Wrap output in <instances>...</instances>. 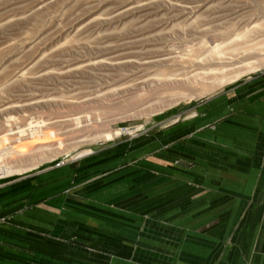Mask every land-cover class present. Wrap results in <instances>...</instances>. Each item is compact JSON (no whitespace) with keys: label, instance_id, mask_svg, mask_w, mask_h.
Listing matches in <instances>:
<instances>
[{"label":"rangeland","instance_id":"1","mask_svg":"<svg viewBox=\"0 0 264 264\" xmlns=\"http://www.w3.org/2000/svg\"><path fill=\"white\" fill-rule=\"evenodd\" d=\"M238 45L234 66L208 68ZM263 86L264 0H0V167L26 169L0 190L32 185L33 208L72 196L78 249L0 264L227 259L214 215L263 163Z\"/></svg>","mask_w":264,"mask_h":264},{"label":"crops","instance_id":"2","mask_svg":"<svg viewBox=\"0 0 264 264\" xmlns=\"http://www.w3.org/2000/svg\"><path fill=\"white\" fill-rule=\"evenodd\" d=\"M259 98L261 140H263L261 156H264V86L260 90ZM244 168L245 171L238 177L239 180L238 178L232 180L239 190L235 195L229 194L225 198L228 200L225 204L232 206L226 210L227 212L214 215L221 221L218 227L219 236L223 231V237L222 234L220 237H214L218 245L224 247L222 243L227 244L226 234L232 237L227 244L228 258L224 261H215L214 264H264V159L263 163L254 162ZM54 186H57V183H54ZM230 186L233 184L230 183ZM31 188L32 185H27L19 189L0 190V217H12L10 223L0 224V261L6 259L12 261L15 255L13 251L35 250L33 246H40L39 249L42 250L47 247L57 252L76 254L78 249L70 245V241L76 236L77 215L75 211L66 215L62 208L64 206L74 209L76 204L72 201L74 198L66 195L58 196L51 201L47 200L42 206L33 208L31 205L39 200H45L46 197L38 194L39 190L34 194ZM221 200L219 198L218 203ZM238 205L243 206V212H237ZM62 217L66 218H63L66 220L64 223ZM234 223L239 224V228L236 229L235 234H232L233 230H230L235 226ZM61 241L65 243L62 244ZM106 247V250H110L109 246L103 248ZM39 249L36 251H41ZM45 255L42 254V257L50 258Z\"/></svg>","mask_w":264,"mask_h":264},{"label":"bare ground","instance_id":"3","mask_svg":"<svg viewBox=\"0 0 264 264\" xmlns=\"http://www.w3.org/2000/svg\"><path fill=\"white\" fill-rule=\"evenodd\" d=\"M144 41V40H143ZM137 44V43H136ZM222 44H224V43H222ZM238 44V43H237ZM249 44V43H248ZM217 46V45H216ZM220 46V45H219ZM218 46V47H219ZM218 47H216V49L218 48ZM225 47V46H224ZM250 48H252L253 49V47L252 46H249ZM248 46H246L245 48H248V50L247 51H249L250 50V48H249ZM213 49V48H212ZM220 49H223V47H221ZM239 45H238V47H230V48H228V49H226V50H223V51H220L221 52V54L220 55H222V56H225V57H231V59L230 58H219V59H217L216 60V63H212L211 64V66L210 67H208L209 69H214L215 71H217V72H221V71H223V70H225V69H228L230 66H234L235 64H236V62H235V60H233L236 56H235V53L237 52V51H239ZM257 49V48H256ZM255 50V49H254ZM253 50V51H254ZM151 51V50H150ZM153 51V50H152ZM227 51H230V53H228ZM146 52H148V51H146ZM213 52V51H212ZM232 52V53H231ZM215 53V52H214ZM135 54H136V51H135ZM138 54H141V53H138ZM149 56V55H148ZM144 57V56H143ZM233 57V58H232ZM132 58H133V56H132ZM149 58V57H148ZM156 58V57H155ZM127 60V62H128V59H126ZM130 60V59H129ZM135 60H137L136 58H135ZM150 60V59H149ZM210 60H212V59H210ZM243 61H245V60H247V59H242ZM260 59H258L257 61H259ZM115 61V60H114ZM121 61H122V59H121ZM139 61V60H138ZM142 61V60H141ZM261 61V60H260ZM263 61V60H262ZM125 62V61H124ZM242 62V61H241ZM240 62V63H241ZM128 64L131 66V67H133V68H135V69H137L138 67L139 68H142V67H147V68H152V67H155V66H158L159 64H161V65H163V64H165V61L164 60H158V61H150V62H141V63H139V62H128ZM110 65V64H109ZM120 65V64H119ZM118 65V66H119ZM123 65V64H122ZM249 65H251V64H249ZM111 66H114V64L113 65H110V67ZM106 67H108L107 65L105 66V69H106ZM125 67V66H124ZM128 68V67H127ZM138 68V69H139ZM256 68H259L258 67V65L257 66H253L252 68H250V70H253V69H256ZM207 70V69H206ZM121 71V70H120ZM148 71V70H147ZM209 71V70H208ZM213 71V70H212ZM122 72V71H121ZM214 72V71H213ZM122 74H124V73H122ZM127 78V77H126ZM224 79L226 78V77H223ZM216 79H218V78H216ZM231 79V78H230ZM137 82V81H136ZM149 88V87H148ZM132 90V89H131ZM140 98V96L139 97H134L133 99H139ZM137 130V129H136ZM124 131L123 130H121V129H118V130H116L115 132H113V134L111 135V136H119V135H121L122 133H123ZM126 133V132H125ZM110 136V137H111ZM32 168V167H31ZM24 170H26L25 168L24 169H13L12 167H8V166H2V167H0V179H3V178H5V177H9V176H12V175H14V174H18V173H20V172H23Z\"/></svg>","mask_w":264,"mask_h":264},{"label":"built area","instance_id":"4","mask_svg":"<svg viewBox=\"0 0 264 264\" xmlns=\"http://www.w3.org/2000/svg\"><path fill=\"white\" fill-rule=\"evenodd\" d=\"M57 167H61V164H57Z\"/></svg>","mask_w":264,"mask_h":264}]
</instances>
